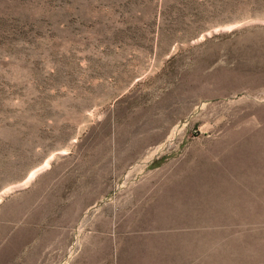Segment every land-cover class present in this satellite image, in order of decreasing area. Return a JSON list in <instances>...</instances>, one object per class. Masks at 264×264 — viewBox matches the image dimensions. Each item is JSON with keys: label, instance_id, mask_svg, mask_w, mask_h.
<instances>
[{"label": "rangeland", "instance_id": "obj_1", "mask_svg": "<svg viewBox=\"0 0 264 264\" xmlns=\"http://www.w3.org/2000/svg\"><path fill=\"white\" fill-rule=\"evenodd\" d=\"M258 113L264 0H0V264L136 260L134 189Z\"/></svg>", "mask_w": 264, "mask_h": 264}, {"label": "bare ground", "instance_id": "obj_2", "mask_svg": "<svg viewBox=\"0 0 264 264\" xmlns=\"http://www.w3.org/2000/svg\"><path fill=\"white\" fill-rule=\"evenodd\" d=\"M259 119L262 128L243 125L228 130L206 148L192 149L147 198L148 183L134 189L137 201L129 198L134 209L122 227L128 230L129 256L137 257L127 264H184L196 246L193 240L202 238L208 239L202 252L208 253L210 264H254L264 259V118ZM190 176L199 178L185 180ZM180 187L196 188L198 197H167ZM197 223L207 225L209 231L192 234L185 229ZM100 224L106 227L107 222ZM200 244L194 252H201ZM156 253L166 259L159 263Z\"/></svg>", "mask_w": 264, "mask_h": 264}, {"label": "crops", "instance_id": "obj_3", "mask_svg": "<svg viewBox=\"0 0 264 264\" xmlns=\"http://www.w3.org/2000/svg\"><path fill=\"white\" fill-rule=\"evenodd\" d=\"M200 233V232H199ZM200 239V238H199ZM198 239V240H199ZM205 239V240H204ZM201 241V243H203V249L205 250V241H207L208 242V239L206 240V238H202V240H200Z\"/></svg>", "mask_w": 264, "mask_h": 264}]
</instances>
